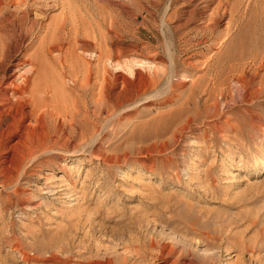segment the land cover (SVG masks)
I'll list each match as a JSON object with an SVG mask.
<instances>
[{"label": "rangeland", "instance_id": "obj_1", "mask_svg": "<svg viewBox=\"0 0 264 264\" xmlns=\"http://www.w3.org/2000/svg\"><path fill=\"white\" fill-rule=\"evenodd\" d=\"M0 36L49 112L0 264H264V0H0Z\"/></svg>", "mask_w": 264, "mask_h": 264}, {"label": "bare ground", "instance_id": "obj_2", "mask_svg": "<svg viewBox=\"0 0 264 264\" xmlns=\"http://www.w3.org/2000/svg\"><path fill=\"white\" fill-rule=\"evenodd\" d=\"M22 44L23 40L20 37L17 43L0 45V166L4 172L8 171L5 166L11 165L14 161L13 155L9 156L8 152H12L15 149L14 147L19 148L29 142L33 143L34 140L45 134V121L49 113L44 106L46 97L40 96V92H43V94H47L48 92H44L40 88V72L37 67V62L39 61H36L37 58L35 59L37 50L28 58L20 60L17 56ZM23 65H29L31 68L30 74H35L32 84L29 83L30 78L28 73L14 76L13 70ZM17 78L20 80L19 84V81L17 82L16 80ZM29 86L31 88L27 91ZM68 121L71 123V120ZM34 125L36 127L32 128ZM162 248H164L161 251L162 256H168L173 252L172 247L167 244H164ZM166 258H162L163 260L160 264H169ZM216 258L215 255L210 257L211 260ZM187 264L194 263L190 261Z\"/></svg>", "mask_w": 264, "mask_h": 264}]
</instances>
